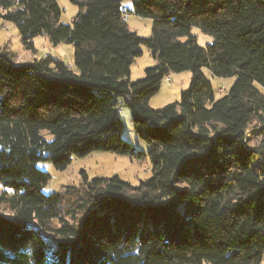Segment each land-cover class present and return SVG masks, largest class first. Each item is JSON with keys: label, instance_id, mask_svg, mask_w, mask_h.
<instances>
[{"label": "trees", "instance_id": "16d2710c", "mask_svg": "<svg viewBox=\"0 0 264 264\" xmlns=\"http://www.w3.org/2000/svg\"><path fill=\"white\" fill-rule=\"evenodd\" d=\"M69 2L65 25L55 0H0L24 50L37 37L73 48L71 66L15 65L0 48V264H261L264 0ZM132 15L151 21L149 37ZM141 47L157 65L130 82ZM204 70L234 83L216 99ZM183 72L179 103L151 109ZM123 109L145 152L123 139ZM96 152L146 161L151 175L134 186L82 171L78 187L44 193L38 164L63 172Z\"/></svg>", "mask_w": 264, "mask_h": 264}, {"label": "rangeland", "instance_id": "374dc122", "mask_svg": "<svg viewBox=\"0 0 264 264\" xmlns=\"http://www.w3.org/2000/svg\"><path fill=\"white\" fill-rule=\"evenodd\" d=\"M55 1L61 11L60 23L70 24L78 12L77 8L70 4L69 0ZM127 3L129 4V2ZM127 24L129 29L136 32L137 35L141 37L150 36V20L140 19L132 15L128 16ZM192 33L197 36V44L200 47L211 44L213 41L212 38L199 33L196 29ZM33 44L34 52L24 50L16 29L10 24L0 23V48L6 49L12 54L15 65L30 63L34 59L39 60L45 57L61 61L68 66L71 65L73 57L72 46L61 44L54 47L44 37L35 38ZM140 50L142 51L141 57L135 59L130 68V82L142 79L146 69L157 65L144 47H141ZM203 74L211 83L216 99L227 93L234 83L233 78H213L206 70L203 71ZM190 77L191 74L189 72H183L164 78L159 91L150 99L149 107L153 110H159L167 104L179 103L180 94L188 88ZM220 89L222 93L218 92ZM119 118L123 125V139L137 150L145 152L143 143L132 130L130 112L127 109H123L119 112ZM37 167L51 177L44 189V193L47 194L61 192L66 187H78L82 171L86 173L88 179L118 176L134 186L145 181L151 175L149 163L146 161H136L128 157L100 152L92 153L82 159H73L71 165L63 172L55 171L49 163H40ZM1 192H3V188L0 186ZM261 264H264V258Z\"/></svg>", "mask_w": 264, "mask_h": 264}, {"label": "built area", "instance_id": "2783aa9c", "mask_svg": "<svg viewBox=\"0 0 264 264\" xmlns=\"http://www.w3.org/2000/svg\"><path fill=\"white\" fill-rule=\"evenodd\" d=\"M218 92H219V93H222V90L220 89V90H218ZM223 93H224V92H223Z\"/></svg>", "mask_w": 264, "mask_h": 264}, {"label": "crops", "instance_id": "0c3cea01", "mask_svg": "<svg viewBox=\"0 0 264 264\" xmlns=\"http://www.w3.org/2000/svg\"><path fill=\"white\" fill-rule=\"evenodd\" d=\"M72 63V62H71ZM71 66V65H70Z\"/></svg>", "mask_w": 264, "mask_h": 264}]
</instances>
